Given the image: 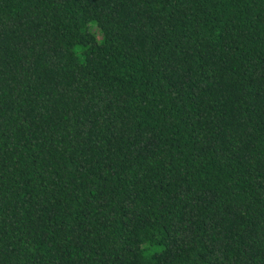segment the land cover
Instances as JSON below:
<instances>
[{"label":"trees","instance_id":"1","mask_svg":"<svg viewBox=\"0 0 264 264\" xmlns=\"http://www.w3.org/2000/svg\"><path fill=\"white\" fill-rule=\"evenodd\" d=\"M0 264H264V0H0Z\"/></svg>","mask_w":264,"mask_h":264},{"label":"rangeland","instance_id":"2","mask_svg":"<svg viewBox=\"0 0 264 264\" xmlns=\"http://www.w3.org/2000/svg\"><path fill=\"white\" fill-rule=\"evenodd\" d=\"M92 31L97 35L99 41L103 40V33L101 32L100 28L97 25L91 26Z\"/></svg>","mask_w":264,"mask_h":264}]
</instances>
